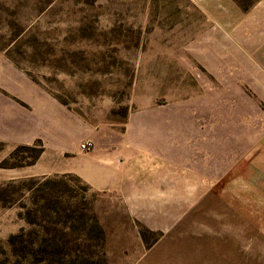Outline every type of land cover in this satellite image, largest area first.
<instances>
[{
  "label": "rangeland",
  "instance_id": "1",
  "mask_svg": "<svg viewBox=\"0 0 264 264\" xmlns=\"http://www.w3.org/2000/svg\"><path fill=\"white\" fill-rule=\"evenodd\" d=\"M260 1L0 0V264H264L263 171L210 170L264 125L229 17ZM128 164L136 193L105 184Z\"/></svg>",
  "mask_w": 264,
  "mask_h": 264
},
{
  "label": "crops",
  "instance_id": "2",
  "mask_svg": "<svg viewBox=\"0 0 264 264\" xmlns=\"http://www.w3.org/2000/svg\"><path fill=\"white\" fill-rule=\"evenodd\" d=\"M239 15H241V13L237 12L233 7L230 16L227 15L233 21L231 38L235 42L236 38H242L244 36L248 37V44L246 46L247 54L244 53V48L242 47L241 52H239V57L244 63H246V66L248 67L247 73H253L255 76L253 83L251 82V78H248L249 85L252 87L253 84L254 89L257 90L258 98L264 101V0L255 4L253 11L245 16L247 19L245 24H239L236 26L234 22L236 21L237 16L240 17ZM238 72L239 74H242L245 71L240 70ZM233 103H235V101H233ZM241 117L246 118L251 124L252 122H264V113L241 114ZM251 127L253 126L251 125ZM222 143L226 144V147H229L228 151L224 152L222 150V152H217L214 160L216 165L210 169L217 173L218 180H223L225 178L223 173L221 175L218 173L219 171H222V169L219 168L220 164L228 166L232 165V167L228 168L230 169L228 171L235 169L233 167L241 164L243 170H248V172L245 173L246 177L251 175L249 173L250 171L255 173L257 169L261 170L263 171V177H261L264 180V125H261V127L259 126L258 130H255L254 125L252 130L249 129L248 131L243 132L241 136L231 135L226 140L223 139ZM232 146H237L240 149L238 151L233 150L231 149ZM257 148H260L258 157H256ZM206 159L207 158H205V160ZM200 161L201 162L194 167V160H191V158L185 159L183 173L176 172L175 161H173V163L170 162L167 165V179L169 180V186L171 187L169 198L172 195L170 200L175 201L176 199L174 196L177 179L180 181L178 185L184 187H196L208 184V166L205 168L203 167V157ZM143 171L144 167L136 164H128L125 167L113 166L110 168L109 173L104 174L105 184L111 185L115 183L122 189L129 186L132 189L130 193H136L134 184H137L139 179L145 177ZM150 175V173L147 174V176ZM233 177L238 178V176L235 175ZM196 191L197 190H188L187 192L186 190L184 193L178 195L179 197L183 196L182 200H179L183 202H188V200H198L199 197L197 194L199 193V189L197 192Z\"/></svg>",
  "mask_w": 264,
  "mask_h": 264
},
{
  "label": "built area",
  "instance_id": "3",
  "mask_svg": "<svg viewBox=\"0 0 264 264\" xmlns=\"http://www.w3.org/2000/svg\"><path fill=\"white\" fill-rule=\"evenodd\" d=\"M93 148V144L91 143V142H89V141H87V142H85V143H83L82 145H81V149L83 150V151H89L90 149H92Z\"/></svg>",
  "mask_w": 264,
  "mask_h": 264
}]
</instances>
